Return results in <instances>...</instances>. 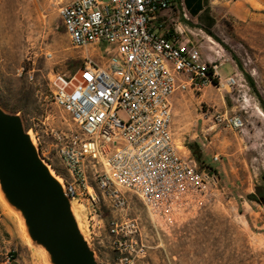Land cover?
<instances>
[{"label": "built area", "instance_id": "obj_1", "mask_svg": "<svg viewBox=\"0 0 264 264\" xmlns=\"http://www.w3.org/2000/svg\"><path fill=\"white\" fill-rule=\"evenodd\" d=\"M59 1L71 44L88 53L73 73L51 81V101L75 126L58 133L60 175L71 199L89 211V229L107 203L114 264H141L148 246L139 220L129 217L134 198L169 229L220 190L214 170L199 167L175 140L174 96L237 80L221 75L226 61L206 56L194 34L161 19L174 0ZM216 121L234 130L244 126L239 116L217 115ZM15 259L10 252L5 263Z\"/></svg>", "mask_w": 264, "mask_h": 264}, {"label": "rangeland", "instance_id": "obj_2", "mask_svg": "<svg viewBox=\"0 0 264 264\" xmlns=\"http://www.w3.org/2000/svg\"><path fill=\"white\" fill-rule=\"evenodd\" d=\"M216 7V26L190 37L206 56L226 61L221 75L235 76L237 83L177 93L173 132L181 147L199 144L205 162L199 167L214 170L220 190L205 208L169 229L134 198L129 217L139 220L148 246L141 264H264V112L246 77L264 100V10L226 0ZM59 9V0H0V106L22 113L43 158L58 174L63 172L55 153L58 133L75 126L51 101V81L55 74L73 73L88 55L71 44ZM223 114L241 117L244 126L225 128L216 121ZM251 194L257 202L248 200ZM81 209L87 220L89 211ZM0 211L7 216L1 206ZM111 216L107 203L102 205L88 232L101 264H114L116 258L109 247ZM23 244V264H41Z\"/></svg>", "mask_w": 264, "mask_h": 264}, {"label": "water", "instance_id": "obj_3", "mask_svg": "<svg viewBox=\"0 0 264 264\" xmlns=\"http://www.w3.org/2000/svg\"><path fill=\"white\" fill-rule=\"evenodd\" d=\"M0 206L41 264H101L81 206L21 112L0 106Z\"/></svg>", "mask_w": 264, "mask_h": 264}, {"label": "crops", "instance_id": "obj_4", "mask_svg": "<svg viewBox=\"0 0 264 264\" xmlns=\"http://www.w3.org/2000/svg\"><path fill=\"white\" fill-rule=\"evenodd\" d=\"M225 0H174L171 9L161 13V19L169 27L176 28L189 36L195 31L212 30L216 26L217 3ZM234 4H246L249 8L261 7L264 0H226ZM242 12V11H241ZM244 14V12H242ZM17 252V259L11 264L27 262V251L15 224L0 211V264L10 252Z\"/></svg>", "mask_w": 264, "mask_h": 264}, {"label": "trees", "instance_id": "obj_5", "mask_svg": "<svg viewBox=\"0 0 264 264\" xmlns=\"http://www.w3.org/2000/svg\"><path fill=\"white\" fill-rule=\"evenodd\" d=\"M210 33V32H209ZM210 35L212 36V34L210 33ZM239 66V64H238ZM240 69H241V66H239ZM247 79H248V82H249V85L250 87L253 89L254 93L256 94L259 102H260V105H261V108H262V111L264 112V100L260 97V94L258 93L257 89H256V86H255V83L254 81L252 80V78L250 76H246ZM190 150L192 151L193 153V156L194 158L199 162V163H203L205 164V162L202 160V154H201V150H200V146L199 144L197 143H194L193 145L190 146ZM261 195L262 192H260ZM248 200L252 201V202H257V196L255 194H251L248 196Z\"/></svg>", "mask_w": 264, "mask_h": 264}]
</instances>
